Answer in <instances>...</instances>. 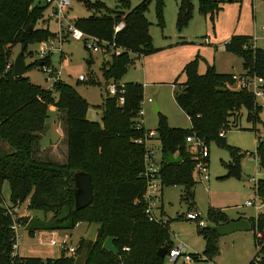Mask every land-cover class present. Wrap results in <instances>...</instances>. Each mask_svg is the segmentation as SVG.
I'll return each instance as SVG.
<instances>
[{"label": "trees", "instance_id": "obj_1", "mask_svg": "<svg viewBox=\"0 0 264 264\" xmlns=\"http://www.w3.org/2000/svg\"><path fill=\"white\" fill-rule=\"evenodd\" d=\"M150 1L140 0L135 8H130L128 1H121V8L114 10L100 2H87V9L103 11L104 15L74 21L84 35L105 41L113 45L112 50L119 51L111 54L103 67L106 79H120L132 65V56L142 58L153 52L150 23L145 16ZM155 1L158 5L162 3V0ZM218 9L214 0L199 1V12L204 16L209 12L214 15ZM46 10L43 0H0V264H73L74 261L67 255L54 261L18 255L11 258L13 222L24 227L30 235L69 232L78 223L96 225L95 239L77 246L78 255L88 245L87 264H164L157 252L173 246L168 233L169 221L158 225L148 222L144 215L145 150L137 141H143L145 132L149 131L135 129L143 87L125 85L123 106H118L115 98L106 95L101 117L103 128H100L87 120L88 104L70 86L58 80L51 89H43L30 84L25 76L13 77V68L5 71L6 65L12 63L11 49L15 45H21L24 55L28 44L53 37L47 27L39 26L45 24ZM191 10V0H180L179 25L189 20ZM119 23L124 27L116 33L114 29ZM30 25L32 31L27 32ZM247 43L248 40L232 42L227 49L240 54L248 75L264 80V56L251 44L244 49ZM84 47L88 51L85 44ZM196 63L194 60L184 67L186 82L174 92V101L189 119L191 129H171L161 117L156 130L163 155L159 170L161 187L180 185L187 196L195 183V161L186 149V138L195 135L207 145L211 140L222 144L223 136L219 133L230 127L237 128L242 110L246 112V120L253 124L258 122L261 110L251 94L236 88L233 76L219 74L213 66L198 74ZM50 106L64 117L62 128L67 146L64 164L36 161ZM168 154L180 157L181 161L169 164ZM231 155L227 175L241 177L239 157L233 150ZM256 156L264 169V140L259 143ZM75 171L87 173L92 179L93 201L80 211L74 209L71 177ZM4 183L10 188L11 210L28 201L27 209L41 212L42 219L28 216L14 221L4 206L1 194ZM254 191L264 199V179L254 185ZM214 215V211L210 213L208 224L218 226L229 222L223 213L218 219ZM250 222L252 232L255 228L264 229V214L251 218ZM198 234L205 243L202 255L214 256L218 235L206 227L198 229ZM108 237L113 238L116 255L102 249ZM125 247L128 253L122 252ZM256 255L248 264H254ZM260 256L259 264H264V245Z\"/></svg>", "mask_w": 264, "mask_h": 264}, {"label": "rangeland", "instance_id": "obj_2", "mask_svg": "<svg viewBox=\"0 0 264 264\" xmlns=\"http://www.w3.org/2000/svg\"><path fill=\"white\" fill-rule=\"evenodd\" d=\"M121 1H128L130 8L140 4V0H71L67 15L70 21L91 16H102L103 11L95 12L86 8L85 4L100 2L107 9L121 8ZM199 1L191 0V15L189 20L179 25L178 9L180 0H162L161 5L155 0L148 4L146 19L150 23L149 35L153 52L142 58L132 56V65L120 79H106L103 67L108 57L103 54H93L84 47V41L67 39L61 46V57L54 53L51 56V66L59 70V81L70 86L88 104L86 118L103 128L101 117L106 89L110 85L139 84L143 87V100H152L156 103L146 104L143 109L142 124L145 131L156 132L161 117L165 118L171 129L187 131L191 129L189 119L179 109L174 101V92L186 82L184 67L197 60V73L203 74L208 66H213L219 74L235 77L244 75L239 53L227 49L232 42L248 40L244 49L251 44L252 48L264 56V0H214L218 11L205 16L199 12ZM42 2V1H40ZM160 9V15H159ZM46 27V24H40ZM49 30L54 31L55 25L49 24ZM205 40L208 42L205 43ZM38 43L28 44L24 51V61L28 68L25 77L30 84L43 89H51L54 81L49 74L43 73L35 61ZM21 45L11 49L10 59L13 62L21 52ZM88 62V63H87ZM84 78L79 81V77ZM176 85V86H175ZM59 121V122H58ZM62 121L52 106L48 108V118L45 122L46 130L42 135L36 161H49L64 164L66 161V142ZM61 124L62 131H54L57 124ZM219 144L211 140L208 143V173L207 183L195 181L190 196L184 194L180 185L163 186L162 200L159 206L163 216L169 221L168 233L171 244H183L186 251L202 256L197 264H248L256 254L253 232H236L226 236H218L217 253L208 258L204 257L205 243L198 234L200 221L208 224V217L214 211V218L218 219L223 213L228 219H246L250 222L264 210L246 206V202L263 203L264 199L257 196L254 185L264 179V169L260 166L256 156V149L264 140V109L258 114V122L253 124L246 120V112L241 111V118L237 128L230 127L222 130ZM47 141L54 142L57 148L42 150ZM50 144V143H49ZM154 159L159 164L162 158L160 142H152ZM187 151L197 154L193 144H186ZM232 150L239 157L241 177L228 176L227 166L232 162ZM4 206L12 208L10 188L4 183L1 190ZM28 201L16 207L14 221L23 217L42 219L38 211L27 209ZM15 209V208H14ZM13 209V210H14ZM187 214L199 218L187 220ZM209 225V224H208ZM212 226V225H211ZM96 225L78 223L69 231L74 246L83 245L95 239ZM16 254L20 258H39L43 261L57 260L66 254L57 248L47 245L43 240L47 234L30 235L24 227L18 225L14 230ZM42 240V241H41ZM164 264H170L164 260Z\"/></svg>", "mask_w": 264, "mask_h": 264}, {"label": "built area", "instance_id": "obj_3", "mask_svg": "<svg viewBox=\"0 0 264 264\" xmlns=\"http://www.w3.org/2000/svg\"><path fill=\"white\" fill-rule=\"evenodd\" d=\"M43 3L47 6L46 15H45V24L53 23L55 25V30L52 31L53 37L45 41L39 42V48L36 52L37 60L35 63L37 67L45 74H49L54 82L59 80L60 72L55 67L51 66L50 60L51 56L54 53H57L61 57L62 51L61 46L67 39H72L75 41H84L86 48L93 54L101 53L105 57L110 58L111 54H118L119 51L112 50L113 45H109L107 42L99 40L94 37H89L84 35L79 31L75 25L74 21L68 19L67 11L70 7L71 0H43ZM123 23H119L115 27V32H119L123 29ZM264 34V29H262ZM208 41L205 40V43ZM108 48V49H107ZM109 51V52H108ZM113 51V52H112ZM41 63V65H39ZM13 68V62L8 63L5 67V71H9ZM82 76L79 77V81H83ZM235 81L236 88L238 90L245 91L253 97L255 105L264 109V80L255 75H248L245 73L239 77L233 76ZM124 92L125 85H110L106 89V94L108 97L115 98L118 106H123L124 104ZM152 100H147L146 102L142 100L140 102V107L137 111L136 116V125L135 129L137 131L143 128L142 116L143 109L146 103L151 104ZM221 137L223 134L220 135ZM157 134L154 131L145 132L144 140L137 141L140 144H143L145 154H144V172L143 177L145 180V192L143 195L144 202V215L146 216L148 222L165 225L167 220L164 218L159 204L161 203V180L159 177L160 163L154 159V149L152 142L156 140ZM186 144H193L197 148V154L190 152L192 160L195 161L194 174L197 176V181L207 183L209 180L208 173V162L209 150L207 144L196 137L191 135L186 138ZM246 206L253 207L255 210L262 211L264 210V202H246ZM6 211L9 216L12 218L16 212V208L11 210L6 208ZM199 218L196 215L187 214V220H194ZM19 224L13 222L11 227L12 231L18 227ZM200 228H205L206 223L200 221ZM45 233L47 236L43 239L47 245L57 248L59 251L65 253L68 257L75 259L77 255V246H74L71 242V236L68 232L64 231H50V232H37L36 234ZM254 240L256 247V256L254 258V264H259L261 260L260 250L264 245V229L258 230L254 229ZM35 235V234H34ZM15 240V239H14ZM42 241V240H41ZM123 253H128L129 249L127 247L122 249ZM17 256L15 250V243L12 246L11 258ZM202 256L197 254H191L186 251V247L183 244L173 245L170 249H167L164 260H167L170 264H197L201 262Z\"/></svg>", "mask_w": 264, "mask_h": 264}, {"label": "water", "instance_id": "obj_4", "mask_svg": "<svg viewBox=\"0 0 264 264\" xmlns=\"http://www.w3.org/2000/svg\"><path fill=\"white\" fill-rule=\"evenodd\" d=\"M32 31V25L27 29V32ZM88 63V62H87ZM41 65V63L39 64ZM27 71V66L24 61L23 51H21L13 61V77L24 76ZM154 110L158 111L156 103H154ZM181 161L180 157H174L172 154L167 155V162L169 164L179 163ZM71 181L74 184L73 196H74V209L75 211H80L91 205L93 201L92 193V179L91 176L82 171H75L72 174ZM206 228L216 233L219 237L230 235L236 232H250L251 225L246 219L230 220L227 224L218 225V226H206ZM102 249L116 255L117 249L113 245V238L108 237L103 245ZM167 248H160L157 252L158 256L161 259H164L166 255ZM88 256V245L86 244L78 256L74 259L73 264H87Z\"/></svg>", "mask_w": 264, "mask_h": 264}, {"label": "crops", "instance_id": "obj_5", "mask_svg": "<svg viewBox=\"0 0 264 264\" xmlns=\"http://www.w3.org/2000/svg\"><path fill=\"white\" fill-rule=\"evenodd\" d=\"M50 24V23H49ZM49 24H46V27L49 29ZM52 32V31H51ZM153 103V102H152ZM151 103V104H152ZM146 104H149V103H146ZM145 104V105H146ZM154 104V103H153ZM145 107V106H144ZM59 122V121H58ZM62 131V128H61V124L60 123H58L57 124V126L56 127H54V131L56 132V131ZM43 135V134H42ZM42 135H41V137H42ZM42 139V138H41ZM41 141V140H40ZM50 143V144H49ZM42 145H45L43 148H42V150H47V149H50L51 150V152L53 151V150H55L56 148H57V146H56V144H54V142H51V141H47L46 142V144H45V141H44V144H42ZM65 151H66V156H67V146H66V149H65ZM174 157H176V156H174ZM162 159V158H161ZM66 161V160H65ZM161 162V160L159 161V163ZM162 195V194H161ZM161 200H162V196H161ZM161 208V207H160ZM161 211H162V209H161ZM163 214V213H162ZM241 219V218H240ZM230 220H232V219H229V221ZM238 220V219H237ZM206 223V222H205ZM208 225V224H207ZM209 226H211L210 224H209ZM250 232H252V231H250Z\"/></svg>", "mask_w": 264, "mask_h": 264}]
</instances>
